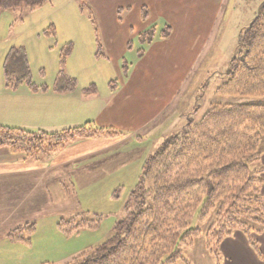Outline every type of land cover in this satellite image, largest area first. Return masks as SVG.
<instances>
[{
    "label": "trees",
    "instance_id": "obj_1",
    "mask_svg": "<svg viewBox=\"0 0 264 264\" xmlns=\"http://www.w3.org/2000/svg\"><path fill=\"white\" fill-rule=\"evenodd\" d=\"M50 1L0 0V11L25 7L32 12ZM147 17L144 10L143 18ZM171 32L172 27L166 25L159 37L166 39ZM44 34L55 36L56 27L52 25ZM156 35L157 28L152 27L140 38L151 44ZM131 45L130 42L129 49ZM97 46V57H104L99 39ZM73 50V43L62 47L59 72L50 88L33 84L26 49L12 48L4 63L7 86L14 88L26 83L33 91H76L77 80L66 72ZM144 53L141 51L139 55ZM122 70L124 76L129 75L125 62ZM117 85L111 82L112 89ZM95 91V86L85 90ZM216 94L264 96V2L252 23L241 32L227 80ZM118 134L121 132L116 129L99 128L92 122L57 132H34L0 124V148L35 157L56 153L80 139ZM263 139L264 104L213 105L202 119L190 120L182 131L166 139L147 158L115 234L94 252L82 253L69 264H178L180 261L190 264L183 250L192 247L202 234L200 228H189V220L199 207L201 222L214 217L206 247L216 258L221 257V244L241 232L264 260L259 242L264 234V197L258 190L264 181L260 177L263 169L259 168V146ZM98 227V220L72 218L58 222L59 230L65 235ZM35 231V223L27 224L11 230L8 238L11 242L30 245Z\"/></svg>",
    "mask_w": 264,
    "mask_h": 264
},
{
    "label": "rangeland",
    "instance_id": "obj_2",
    "mask_svg": "<svg viewBox=\"0 0 264 264\" xmlns=\"http://www.w3.org/2000/svg\"><path fill=\"white\" fill-rule=\"evenodd\" d=\"M239 1L231 0V5L235 8L230 11L228 7V12L225 11V17L217 25L213 38L211 40L206 38L205 43L188 44L185 57L180 55L178 57L177 53L166 57L167 53L162 56L161 53L150 51V44L143 42L140 38L141 33L156 27L157 35L154 39L156 42L161 39L159 33L166 25L159 22L150 28H144L137 23V20L140 23L141 21L140 17L136 20L135 9L127 6L119 8L114 14L118 26H121L120 28L130 26L136 30V34L130 38L131 48L127 49L122 60H115L112 56L110 59L97 57L100 28L89 0H51L32 12L25 7L0 11L1 83L5 82L4 62L7 54L12 48L24 47L29 58L33 84L51 88L60 68V51L64 45L72 43L69 42L70 40L76 41L78 51H73L68 58L66 72L77 79L79 88L91 87L93 83L101 95H106L111 87V81L121 85L123 62L132 70L139 63L141 51L149 53L141 65V73L146 71L150 82L167 85L169 93L172 94L175 93L178 82H186L181 101L173 105L180 106L174 114L183 112L184 109L186 116L184 118L169 116L163 119V122H155L153 127L147 129V136L143 139L133 138L127 141L123 148L116 152L117 155L123 156L138 150L139 154L134 157L135 159H128L120 165V157L114 162L117 166L110 167V171L102 170L100 175L83 174L87 177L80 179L74 177L62 195L58 194L61 188H54L55 192H51L52 198H59V208H56L58 213L63 212L60 214V217H63L61 219L98 220L99 227L96 230L83 229L73 235H65L56 226L60 218L51 222L37 218L36 231L30 245L24 242H11L9 239L1 240L2 236H0V264H27L31 259L36 260L35 264H69L82 253L94 252L115 234L117 223L126 215V208L132 200V192L140 180L145 161L166 139L182 131L190 120L198 122L217 103L264 104V96L223 97L216 94L217 89L227 80V72L237 52L241 32L252 23L264 2V0ZM119 20L125 24H121ZM57 24L59 26H56ZM52 25L56 27V35H45L44 32ZM123 32L125 31L118 29L115 36L122 37ZM86 35L95 39L94 50L89 53L85 52L88 41ZM161 52L164 53L162 49ZM176 60H179L177 66L184 69L180 74L176 69H171ZM183 76L185 77L181 79ZM24 88L23 90L27 89ZM75 105V108L82 107L77 103ZM52 107L54 105H51ZM86 107L89 108V115H96L100 103L94 101ZM58 110L61 111V108L59 107ZM83 110L85 113L87 108L83 107ZM96 117L89 119H93L92 123L96 124L94 122ZM122 135L124 134H118L116 137L103 136V138L114 139ZM82 173L86 172L82 171ZM60 207L65 208L62 211ZM199 212L200 207L189 220V228H200L202 234L195 239L192 247L183 250L186 259L190 264H229L224 257L218 259L207 249L208 230L214 217L201 222ZM21 255H26V259H21ZM178 264L186 263L180 261Z\"/></svg>",
    "mask_w": 264,
    "mask_h": 264
},
{
    "label": "crops",
    "instance_id": "obj_3",
    "mask_svg": "<svg viewBox=\"0 0 264 264\" xmlns=\"http://www.w3.org/2000/svg\"><path fill=\"white\" fill-rule=\"evenodd\" d=\"M89 3L99 23L101 37L99 34L98 39L103 46L104 57L110 59L112 56L115 60L123 59L129 49L131 36L136 34L134 27L120 28L121 26L117 24L118 20L114 14L123 6L135 9L136 20L140 17L142 24L138 20L137 23L144 28H150L159 22L172 27V32L166 39L156 42L154 40L149 45L150 51L161 53L162 56L167 53L166 57L176 53L178 57L179 55L185 57L188 44L205 43L206 38L211 40L217 25L228 12V7L230 11L235 8L231 5V0H89ZM144 10L148 12L146 19L143 18ZM119 22L124 23L121 20ZM118 29L125 31L122 37L115 36ZM89 37L86 35L87 53L92 52L95 45V39ZM69 42L74 44L73 51H78L76 41ZM146 53L145 51L132 70L129 68L128 76H124L121 70V85H117L116 89L110 87L106 95H101L98 88L94 93L87 94L84 91L89 88L88 86L79 88L78 85L79 89L74 92L57 93L52 90L33 91L26 83L13 88L7 86L6 80L0 82V124L34 132H57L93 122V119L89 118L97 116L94 120L95 126L113 128L124 134L114 139H106L103 136L80 139L56 153H44L35 157H26L7 148H0L1 240L9 239L8 234L13 229L36 224L37 218L49 222L56 221V218L61 220L63 217H60V214L63 212L58 213L59 198H52L51 195V192H55L54 188H61L58 194L62 195L74 177L80 179L87 177L83 174L100 175L102 170L110 171V167L117 166L114 162L120 157V165L128 159H135L134 157L139 154L138 150L123 156L117 155L116 152L121 150L127 141L147 136V129L153 127L155 122H163V119L169 116L173 118L186 116L184 109L183 112L174 114L180 106H173L181 101L186 82H178L173 94L169 93L167 85L150 82L147 79V72L141 73V65L149 54ZM178 64L179 60L174 61L171 69H176L180 74L184 69H180ZM91 85L96 86L93 83ZM24 87L27 89L23 90ZM94 101L100 103L99 110L96 111V115H89V108L86 106ZM75 103L82 107L75 108ZM51 105L54 107L51 108ZM59 107L61 111L58 110ZM83 107L87 108L85 113ZM259 151L261 154L259 168L263 169L260 177L264 180V139ZM258 190L264 197V181ZM63 208L65 207H60L62 211ZM47 213L50 214L45 215ZM240 233L221 244V256L228 260L229 264H264V260L257 256L247 238ZM259 242L264 256V234L261 235ZM25 256L21 255V259H26ZM35 262L36 260L31 259L27 264Z\"/></svg>",
    "mask_w": 264,
    "mask_h": 264
}]
</instances>
